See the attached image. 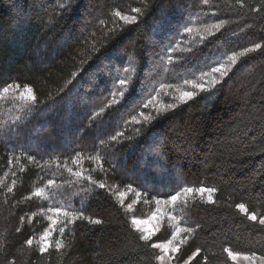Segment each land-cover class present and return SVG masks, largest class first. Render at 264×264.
Listing matches in <instances>:
<instances>
[{"label": "trees", "instance_id": "obj_1", "mask_svg": "<svg viewBox=\"0 0 264 264\" xmlns=\"http://www.w3.org/2000/svg\"><path fill=\"white\" fill-rule=\"evenodd\" d=\"M242 3L0 0V264H159L158 249L146 246L127 223L131 213L120 207L119 193L126 194V205L141 191L134 210L145 216L156 199H167V190L184 186L215 188V203L207 202L206 194L177 203L180 227H198L183 233L175 264H237L226 248L264 256L258 223L264 218V121L259 119L264 114V47L238 57L215 95L200 93L187 104L177 99L222 58L264 45V0ZM135 7L142 10L137 24L113 15L116 10L136 15ZM213 23L222 27L209 35L204 30ZM185 27L194 31L187 33ZM120 79L130 83L121 86ZM12 82L19 90L4 94L3 86ZM26 86L37 97L35 105L20 96ZM114 92L118 102L108 106ZM148 100L152 103L145 108ZM168 104L178 107L151 123L137 115H155ZM162 142L166 148H160ZM76 151L84 155L73 162ZM97 154L102 163L89 159ZM67 168L90 174L112 191L95 188ZM13 179L14 195L6 198ZM49 179L65 193L51 201L53 207H83L85 215L104 223L77 221L72 239L67 231L59 234L58 222L52 246L41 255L39 235L49 226L47 216L56 217L32 216L49 202L24 196ZM129 181L136 191L127 189ZM145 182L162 195L145 196L140 187ZM241 203L257 222L238 209ZM171 234L163 229L153 241ZM58 242L68 247L57 251Z\"/></svg>", "mask_w": 264, "mask_h": 264}, {"label": "snow or ice", "instance_id": "obj_2", "mask_svg": "<svg viewBox=\"0 0 264 264\" xmlns=\"http://www.w3.org/2000/svg\"><path fill=\"white\" fill-rule=\"evenodd\" d=\"M202 3L207 5L209 4V0H202ZM237 3H239L240 7H243L242 0H237ZM256 11H259V9H256ZM132 12L136 15H126L123 14L121 11L116 10L114 11L113 15L117 18H119L120 21H123L125 24H137L139 23L138 17L142 14V10L140 7H135L132 9ZM103 23V21H101ZM222 27L220 23H213L209 27L205 28V32L209 35L213 34V30L219 31V29ZM187 33H192L194 29L192 27H185L184 29ZM203 39V37H202ZM261 47H264V45L256 44L254 48H245L243 51L239 53H233L231 55L227 56V59L224 60L223 58L219 60L214 66H211L209 71L201 72V77H207L210 76V80H203L200 83H194L193 84V90H184L182 91L179 96L178 100L179 103L187 104L190 101H193L196 99V96L200 93H211L212 95H215L216 93L220 92L222 88L225 86V78L228 76L229 71L232 66H235L238 57L244 56L247 53H251L255 50L260 49ZM173 51L175 49H172ZM127 71V69H125ZM130 83V81H126L125 79H120L119 84L121 86H124L126 84ZM185 83H191V81H185ZM220 86V87H217ZM163 87H171V85H161V88ZM20 86L16 84L15 82L6 84L2 88V92L4 94H7L11 89H17L19 90ZM113 96V100L109 103L108 106H110L111 103L118 102L116 100V93L111 94ZM21 98H23L26 101H30L33 105L36 104L37 97L31 87H25L24 91L20 93ZM119 96H124V90L123 88L119 91ZM152 103L151 100H148L147 103H145L143 106L147 108ZM178 107V104H168V105H161L160 109L156 111L155 115H146L143 112L138 113L137 115L139 117L143 118V121L145 123H151L153 120L160 118L162 116L167 115L168 109H172L173 111L175 108ZM103 111V109H101ZM250 117L252 119H256L254 114H250ZM259 119L264 121V114H262ZM132 120L136 123H140L141 120L137 119V116H133ZM120 136H123V132L119 133ZM113 140H116L117 137H112ZM163 140V138H161ZM98 145L94 144V148H98ZM167 145L165 143H161L160 148H166ZM163 154H167L166 152ZM83 151H76L73 156V162H75L78 159L83 158ZM18 160L19 157H16ZM27 159L29 161H35V156H28ZM89 159H95L99 160L102 163V158H100L97 155H90ZM13 157L12 155L9 156V166L12 165ZM59 166V165H58ZM66 167V165H65ZM23 165L20 166V171H23ZM67 172L70 173L72 176H75L77 178H82L84 181H87L91 185H94L95 188L98 189H104L108 192L112 191V188L110 186H106L104 182H100L97 180H94L92 176L84 175L82 176V173L80 171H73L71 168H67ZM13 176H15V172H13ZM17 181L16 179H13L11 184L6 186V189L3 193V195L7 198L8 194L14 195V189L16 188ZM3 185L0 184V187ZM127 189L130 191H136V189L133 188L132 183L129 181L126 185ZM143 194L147 196L149 193L153 196V198L162 195L160 191H151V189L147 186V182H145L144 186H140ZM57 185L56 181L53 179H49L44 185L33 188L26 196H24L25 200H33L35 198L37 201H48L49 204L47 207L43 209V211H37L35 213H32V216L35 215H45L46 213H54L55 217L53 215H48L47 219L50 222L49 226L42 231L39 235V244L38 249L41 255L49 251V248L52 246L50 244V237L52 236L53 232L55 231L54 226L57 225V223H60V227L58 229L59 234L61 236H64L65 232L67 231L68 236L72 239L75 238V227L77 221H86L90 225H103L104 221L100 218H93L88 215H85L83 207L80 209H73L71 204H68L67 206L61 204L59 207H53L51 204V201L56 199L57 196H63L65 193L58 192L56 190ZM152 188H156V185L153 184ZM87 191V189H84ZM215 188L207 187V186H184L180 190L177 191H171L167 190V199L160 200L156 199V204L159 206L160 204H166V205H172L173 210H175V207L177 206V202L179 201L182 205L187 204V200L185 197L187 194H199L201 198H203L205 193H208V200L209 203H215V200L213 199L211 193L215 192ZM123 193H119V196L121 197L118 199V203L122 209L125 210L126 213H131L132 211V203H128L125 205L124 200L122 199ZM141 195V191H136V199L138 200ZM238 209L241 210V212H244L247 215V218L250 221H253L254 223L257 222L256 215L253 214H247L245 205L239 204L237 205ZM25 215H28L27 213ZM162 213L160 212L159 207H157L156 213L153 214L151 217V221H142L141 219L137 218L136 216H130L126 217V221L129 224L131 228H133L137 233H139L138 238L145 242L146 246H149L154 249H160L161 253L156 256V260L159 261V264H171V262L175 259V254L179 250V244L174 243V241L177 240V238L180 236L181 233H188L192 234L196 231V228L198 225H193L191 227H183V228H177L176 232L171 235V238L168 239L166 242H155L153 241V236L155 235V232L149 229H141L140 225L142 223L146 222H157L154 227L159 228V222L162 217ZM62 217V219H60ZM170 220H174L175 217H169ZM21 222H23V217L21 218ZM259 225L262 226L261 231H264V218L259 219L258 221ZM19 231V229H17ZM27 245L31 246L33 243L32 238L27 239L26 241ZM180 243H183L181 240ZM57 251H59L61 248L66 249L68 245L64 244L63 242H58L54 246ZM200 250L197 249V252ZM225 251L228 253V256L231 257L233 260H235L237 255H241L240 253H233L230 249L226 248ZM244 259L252 261V264H256V261H261V264H264V256H257L255 252H253L251 255H244ZM10 264H14V261H11Z\"/></svg>", "mask_w": 264, "mask_h": 264}, {"label": "rangeland", "instance_id": "obj_3", "mask_svg": "<svg viewBox=\"0 0 264 264\" xmlns=\"http://www.w3.org/2000/svg\"><path fill=\"white\" fill-rule=\"evenodd\" d=\"M210 79H211V77L207 76V77L202 78V80L200 82H202L203 80H210ZM200 82H198V83H200ZM205 194L208 197L209 194L208 193H205ZM191 195L192 194H187L185 199L189 198ZM125 196H126V194H124L122 198L124 199ZM137 201H139V199L137 200L136 197L133 198V201H131V203L133 205L132 211H131V216H136L137 218L141 219L142 221H151V217L153 216V214L156 213L157 207H159L160 212L163 214L162 217H161V220L159 222V228L158 229L154 227V225L157 223L155 221L142 223L140 225L141 229H149V230L154 231L155 235L153 236V238L156 237V235H158L160 233V231L163 230V229H166V228L171 229L172 234H174L176 232L177 228H181L180 224H179L180 214L178 213V210L176 209V207H175V210H173V206L172 205H166V204L162 203L159 206H157V204L153 202L154 206L151 207L152 210L150 211V213L148 212L147 214H144L145 216H137L135 214L136 210H134ZM177 203H179V201ZM172 216L175 217L174 220H170L169 219V217H172ZM183 236H184V234L181 233L180 236L177 238V240L174 241V243L179 244V248H180V246L182 244V243H180V241L181 240L184 241V239H183L184 237ZM170 238H171V236H170ZM167 240L168 239L163 240L161 243L166 242ZM158 251H159V254H160L161 250L158 249ZM176 254H177V252H176ZM176 254H175V256H176ZM244 255L245 254L237 255L235 260H233L232 258L231 259L234 262H236L237 264H252V261L244 259ZM171 264H175L174 260L171 262ZM256 264H261V261H256Z\"/></svg>", "mask_w": 264, "mask_h": 264}]
</instances>
